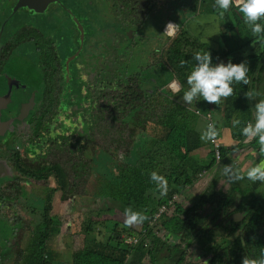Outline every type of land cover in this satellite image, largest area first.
<instances>
[{
    "label": "trees",
    "instance_id": "obj_1",
    "mask_svg": "<svg viewBox=\"0 0 264 264\" xmlns=\"http://www.w3.org/2000/svg\"><path fill=\"white\" fill-rule=\"evenodd\" d=\"M210 1L226 26L224 49L212 47L184 26L206 0H133L134 9L119 14L123 22L118 31L131 29L130 48L119 36L116 92L88 94L84 117L83 111L79 112L84 108H75V117L80 115L85 124L71 132L75 149L71 148L68 160L69 193L88 199L107 196L148 219L132 227H125L118 219H92L86 228L84 249L72 252L66 264H242L244 257L261 258L264 196L258 191L264 183L235 180L233 173L228 177L215 172L209 183L202 184L198 180L203 172L217 165L214 152L210 149L207 153L212 158L209 165L191 155L208 144L197 129L199 117L184 105L182 97L188 87L187 75L196 63L194 54L205 51L211 53L214 64L231 60L246 62L249 68L250 83L233 84L234 95L221 104H212V108L202 98L194 100L200 108L219 114L218 129L229 127L240 140L231 148L222 147L220 163L247 144L258 152L256 140L249 141L241 129L253 119L255 104L264 99V35L252 34L236 6L221 16L215 0ZM169 20L179 25L173 38L162 31ZM259 22L264 24V20ZM238 37L246 40L234 41ZM150 70L155 75L152 79L147 73ZM167 72L182 85L178 95L164 88L169 81H158L157 74L166 77ZM147 80L153 88L149 94L144 89ZM249 90L260 95L248 99L244 93ZM234 120L240 124L234 127ZM239 166L237 163L234 169L239 171ZM152 171L166 178V195L161 196L150 180ZM221 178L229 185L227 189L217 187ZM191 187L202 190L193 198L174 200L176 194H185ZM162 205L170 213L164 212L153 221ZM208 206H213L210 212H206ZM172 236L179 241L172 243ZM130 238L138 241L131 243ZM192 248L199 253L197 260L189 258ZM44 255L26 254V264H53Z\"/></svg>",
    "mask_w": 264,
    "mask_h": 264
},
{
    "label": "flooded vegetation",
    "instance_id": "obj_2",
    "mask_svg": "<svg viewBox=\"0 0 264 264\" xmlns=\"http://www.w3.org/2000/svg\"><path fill=\"white\" fill-rule=\"evenodd\" d=\"M21 1L0 0V123H8L0 133V264L38 253L66 264L70 224L60 229L53 205L88 199L69 193L71 132L85 124L88 94L117 90V46L122 38L130 48L132 37L118 31L119 14L134 4L49 0L34 9Z\"/></svg>",
    "mask_w": 264,
    "mask_h": 264
},
{
    "label": "clouds",
    "instance_id": "obj_3",
    "mask_svg": "<svg viewBox=\"0 0 264 264\" xmlns=\"http://www.w3.org/2000/svg\"><path fill=\"white\" fill-rule=\"evenodd\" d=\"M236 6L243 16L245 24H247L254 36L264 35V24L259 21L264 20V0H215L214 7L221 10L222 16L231 7ZM174 26L168 22L165 32H169ZM193 59L196 61L190 73L187 75V90H183L182 100L188 105H192L194 100L202 98L208 104L219 105L228 97L234 95L233 84L250 83L248 77L249 68L246 62L233 63L229 60L227 63L223 61L219 63L212 62V56L209 51L197 52ZM184 62L181 61V66ZM174 95L182 90L175 85H171ZM245 97L252 99L259 96L260 93L249 90L244 93ZM240 124L239 120L233 121V126ZM241 133L249 141L256 140L258 144V155L264 157V99H260L254 106L253 120L247 122L241 129ZM218 132L214 124L209 123L204 132L201 133V140L214 141ZM225 174L233 173V179L239 180L247 178L253 183L259 181L264 183V159L246 169L241 176L239 171L234 169L233 165H226ZM150 180L154 183L156 190L161 196L167 194V180L163 175L156 171L150 173ZM148 217L141 212L126 208L124 211V226L132 227L142 224ZM242 264H264V249L261 251V258L258 260H249L244 257Z\"/></svg>",
    "mask_w": 264,
    "mask_h": 264
},
{
    "label": "crops",
    "instance_id": "obj_4",
    "mask_svg": "<svg viewBox=\"0 0 264 264\" xmlns=\"http://www.w3.org/2000/svg\"><path fill=\"white\" fill-rule=\"evenodd\" d=\"M206 3H207V0L204 3V5L201 6L199 11L194 16H190V17H188L185 20V22H184L185 25L184 26H186L190 30V32L192 34H194L195 36H198L201 39H203L204 41L208 42L212 47H214L216 49H222V48L224 49L225 45H226V41H225L223 35L225 33V27L226 26L224 24L222 25L221 18L218 17L215 14V12L213 10V7H212L213 6L212 2L209 0V5L206 8H204V6H206ZM168 22L176 23V21L169 20V21L166 22V24ZM166 24L163 27L162 31L166 34V36H169L170 38H173L175 35L172 36L168 32H165ZM242 39L246 40L244 37H242ZM234 41H235V39H234ZM250 49H251V47H248V50H250ZM167 71H169V70H167ZM157 77L160 78L158 80V81H160V84L162 82L169 81L164 86V88L166 90L170 91L171 93H173V91L169 88V84L172 83V82L179 83L180 88H182V85H181L180 81L177 78H175V77L171 78V75L168 72L166 73V77L160 76L159 74H157ZM150 79H152L151 75H150ZM153 86H155V84ZM255 103H256V101H255ZM184 105L187 106L191 110L199 108V109L202 110L203 113H212L213 116H214V120L216 122V127H217V123H218V120L220 119V117H219V114L216 113L214 110H212L211 108L210 109L200 108L199 105L195 101L193 102L192 105H188L186 102H185ZM210 106L213 108L212 104ZM197 116L199 117L198 121H197V129L199 130V132L201 134L202 132L205 131V129L207 127V122L200 115H197ZM218 124H220V123H218ZM219 128L220 129H218V127H217V131H218V135L220 137V140H221V142L223 144V147L231 148V147L237 145V141L240 142V140H238L237 137H234L232 135V131H231V129L229 127L221 126ZM202 141L204 142V144H208V145L198 149L197 151L193 152L191 155H192L194 160L200 161L201 164L209 165V163H210L212 158L211 157L208 158L207 153L210 151V149H212V147H211V144L209 146V141H204V140H202ZM243 148H250L251 149L250 153H255V152L258 153L251 144H247L244 147L242 146L239 149H236L233 152H231L229 154L230 155L229 158L227 160H225L224 163L223 162L222 163H218V164L216 163L217 165H215L211 169L205 170L203 172L204 173L203 176L198 180V182H200V183L201 182H204V183L207 182L208 183L211 180V178L213 177V175L215 174V172H219V173L223 174V176L230 177L232 173L230 172L228 174H225V172H224L225 166L226 165L235 166L238 163L242 167L241 163L239 162L240 159L238 158L239 157L238 156L239 153H237V152L239 150L244 151ZM243 155L244 154L242 153V159H243ZM246 157H249V156H246ZM257 158H258V161H259V159H264V157H261L258 154H257ZM246 159L247 158L243 159L244 160L243 167L245 169L251 167V165L245 163ZM238 170H239V168H238ZM236 171H237V169H236ZM239 172L243 176L244 171L241 172V170H239ZM263 187H264V185L260 188L258 193L261 192V190L264 191ZM193 191H194L193 187L189 188V191H188L189 193L187 194V196H189L190 192L192 193ZM196 194H197V192H194V193L191 194V196L194 197ZM185 195H186V193H185ZM100 201L102 202L100 208H102L104 206L103 209H106V210H110V209L112 210L115 207L121 208L122 204H123L122 202H119V201H117L115 199H112L110 197H107V198L106 197H102V199ZM106 204H108L109 206L106 205ZM105 206H106V208H105ZM116 214L117 213H115L114 215H116ZM117 215L119 216V214H117ZM113 219H118V220L124 221V219H120L119 217H117V218L114 217ZM73 232H74V230H73ZM71 238H72V236H71ZM71 252H73V251H71Z\"/></svg>",
    "mask_w": 264,
    "mask_h": 264
},
{
    "label": "rangeland",
    "instance_id": "obj_5",
    "mask_svg": "<svg viewBox=\"0 0 264 264\" xmlns=\"http://www.w3.org/2000/svg\"><path fill=\"white\" fill-rule=\"evenodd\" d=\"M68 3L69 4L70 3L74 4L73 0H69ZM208 5H209V0H207L206 6H204V8H206ZM74 6H75V4H74ZM238 38H234V39L235 40H241L240 38L239 39ZM241 41H243V39ZM148 74H149V76L150 75L153 76V77L155 76L153 70L152 71L150 70L148 72ZM163 77H165V74L163 75ZM146 82L147 83H146L144 89L149 94L152 91L153 88H152V84H151L150 80H147ZM238 143H239V141H237V144ZM243 149H244V151L239 150L237 152V153H239L238 154V156H239L238 158L240 159L239 162L242 165V167L239 166V170H241V172H243V171L245 172L246 171V169L243 167V164H244V160L243 159L244 158H247L245 163L249 164L251 166H254L258 162V158H257V153L256 152L255 153H250V151H251L250 148H243ZM242 153L244 154L243 155V159H242ZM246 156H249V157H246ZM205 183L207 184V182H205ZM202 184H203V182H202ZM217 187L218 188L224 187V189H227L229 187V185L224 182L223 178H221L218 181V186ZM200 189L198 190L197 188H194V191L192 193L200 192ZM188 193L189 192H187L186 195L185 194H181V195L176 194L174 200H182V199H184L186 197L193 198L191 196L192 193L190 192V195L187 196ZM259 194H261V196L263 197L264 196V191L261 190V192H259ZM57 196L58 195H56L55 199H57ZM71 200H72V202L69 201V203L71 205H68L67 203H64V204L60 205L59 203H57V200H55V203L53 205L52 214H55L54 215V219L55 218L60 219V216L62 214V216L64 217V224L61 223L60 229L64 228L63 230L65 232H66V230H65L66 226L68 225V223L70 224L69 225V228H70L69 232H70V236H72V238H71V242H72L71 243L72 244L71 251H73V252L74 251H81V250L84 249L86 228H87L89 222L92 219H105V218H114V217L115 218L119 217L120 219H124V211H125L126 208H128L124 204H122V207L120 206L121 208L115 207L112 210L103 209L104 206L102 208H100L101 207V203H102L100 201V198H95V199H93V201L90 200V198H89V199H86L85 202L82 201V203L75 202V200L73 201V199H71ZM106 205H108V204H106ZM105 208H106V206H105ZM131 209H133V208L131 207ZM212 209H213V206H210V207L208 206L207 209H206V212H210ZM134 211H137V210H134ZM170 211L167 210L166 212L170 213ZM138 212H140V211H138ZM113 213L114 214L117 213V214H119V216L117 214L114 215ZM62 226H64V227H62ZM73 230H74V232H73ZM170 241L172 243H177L179 241V238L177 236H172L170 238ZM189 252H190L189 258L191 257V258H193V260H197L198 259L199 253H198L197 250H195V248L190 249Z\"/></svg>",
    "mask_w": 264,
    "mask_h": 264
},
{
    "label": "built area",
    "instance_id": "obj_6",
    "mask_svg": "<svg viewBox=\"0 0 264 264\" xmlns=\"http://www.w3.org/2000/svg\"><path fill=\"white\" fill-rule=\"evenodd\" d=\"M173 24H174V26L168 32L172 36L175 35L177 33L178 29H179V25L177 23H173ZM171 85H175L176 87L180 88V85L177 82H172V83L169 84V88L172 90V87H170ZM193 111L197 115H200L201 117H203L206 120L207 125L209 123H212L216 127V122L214 120V116H213L212 113H203L202 110L199 109V108L193 109ZM216 129H217V127H216ZM210 143H211L212 150L214 152V157H215L216 163L218 164V163H220L222 161V147H223V144H222V142L220 140L219 135H217V137L215 138L214 141H210ZM167 210H168L167 206L166 205H162L159 208L158 212L156 213L153 221H155L157 218H159L160 215H162ZM153 221H151V223H153ZM128 241L131 242V243H136L138 241V238H130Z\"/></svg>",
    "mask_w": 264,
    "mask_h": 264
},
{
    "label": "water",
    "instance_id": "obj_7",
    "mask_svg": "<svg viewBox=\"0 0 264 264\" xmlns=\"http://www.w3.org/2000/svg\"><path fill=\"white\" fill-rule=\"evenodd\" d=\"M49 0H22L21 3L24 6H30L33 7L34 9H38L41 8V6H47ZM9 97L7 98L8 101ZM4 103V102H2ZM8 126V123L4 122L3 124L0 123V133H4V131L6 130ZM1 135V134H0Z\"/></svg>",
    "mask_w": 264,
    "mask_h": 264
},
{
    "label": "bare ground",
    "instance_id": "obj_8",
    "mask_svg": "<svg viewBox=\"0 0 264 264\" xmlns=\"http://www.w3.org/2000/svg\"><path fill=\"white\" fill-rule=\"evenodd\" d=\"M171 23H173V22H171Z\"/></svg>",
    "mask_w": 264,
    "mask_h": 264
}]
</instances>
